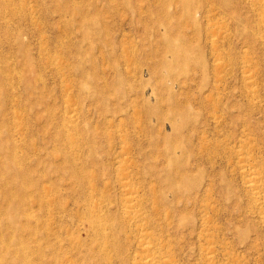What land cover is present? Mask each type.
<instances>
[{"label": "rangeland", "instance_id": "1", "mask_svg": "<svg viewBox=\"0 0 264 264\" xmlns=\"http://www.w3.org/2000/svg\"><path fill=\"white\" fill-rule=\"evenodd\" d=\"M186 1L0 0L14 264H264V0Z\"/></svg>", "mask_w": 264, "mask_h": 264}, {"label": "bare ground", "instance_id": "2", "mask_svg": "<svg viewBox=\"0 0 264 264\" xmlns=\"http://www.w3.org/2000/svg\"><path fill=\"white\" fill-rule=\"evenodd\" d=\"M181 1H183L184 3V5H187L188 7L190 6V4H188L187 3V1L186 0H181ZM182 3V2H181ZM184 9V8H183ZM185 10V9H184ZM170 13V12H169ZM174 13V12H173ZM183 15H184V13H183ZM182 15V16H183ZM188 16V15H187ZM190 18H192V17H190ZM165 33V32H164ZM92 34V33H91ZM167 37V36H166ZM171 42V41H170ZM173 42V41H172ZM171 42V43H172ZM176 42V41H175ZM178 43H179V41H178ZM183 43V42H182ZM176 44V43H175ZM180 44V43H179ZM167 45V44H166ZM170 47H172V46H170ZM169 47V48H170ZM173 47H174V45H173ZM182 48V47H181ZM185 48V47H184ZM170 50V49H169ZM191 50V49H190ZM172 51V50H171ZM174 52H173V57H171V58H173L172 60H188V59H190V56H189V53L187 52V50H183V49H176V50H173ZM169 52V51H168ZM28 55V54H27ZM169 56V55H168ZM192 57V56H191ZM169 58V57H168ZM170 58V59H171ZM182 63V62H181ZM81 64V63H80ZM174 64V63H173ZM83 65V64H82ZM166 65L168 66H171L172 65V62L170 61H167V63H166ZM183 65V64H182ZM185 66V65H184ZM79 67H81L80 65H79ZM181 67V66H180ZM183 67V66H182ZM181 67V68H182ZM33 68V67H32ZM184 68V67H183ZM33 74V73H32ZM32 77V76H31ZM31 83V82H30ZM33 83V82H32ZM174 111V110H173ZM155 112V111H154ZM177 113V112H176ZM174 116V115H173ZM172 116V117H173ZM176 116H178V115H176ZM183 119V118H182ZM174 121V120H173ZM181 134V133H180ZM1 141V140H0ZM1 143V142H0ZM0 145H2V144H0ZM173 146V145H172ZM1 147V146H0ZM12 147V146H11ZM3 148V147H2ZM1 148V149H2ZM8 151V150H7ZM174 151V150H173ZM172 151V152H173ZM4 153V152H3ZM9 153V152H8ZM170 154V153H169ZM171 155V154H170ZM172 155H173V153H172ZM175 157V156H174ZM10 159V158H9ZM8 159V160H9ZM6 161V160H5ZM10 162L12 161V160H9ZM14 161V160H13ZM12 161V162H13ZM11 162V163H12ZM17 162V161H16ZM22 162V161H21ZM176 162V161H175ZM6 164H8L7 162H5ZM4 163V164H5ZM18 163V162H17ZM20 163V162H19ZM5 164V165H6ZM173 164H175V163H173ZM5 165H1L0 164V166H1V168L9 175H11L12 177H14V174H16L17 176L19 175L18 173H21L22 172V170L21 169H19V168H16V170L14 171L13 169V166H15V165H13L12 166V169H7V167H5ZM20 165H22V164H20ZM18 166V165H17ZM246 166V165H245ZM10 168V167H9ZM22 168V167H21ZM244 168V167H243ZM242 168V169H243ZM170 169V168H169ZM241 169V170H242ZM249 169V168H248ZM251 172V171H250ZM253 172V171H252ZM14 173V174H13ZM246 173V172H245ZM252 174V173H251ZM251 174H249V175H251ZM253 174H255L254 172H253ZM9 175V176H10ZM171 175V174H170ZM247 175V174H246ZM16 176V177H17ZM23 177V176H22ZM168 177H169V174H168ZM251 177V176H250ZM252 181H253V179H252ZM255 181V180H254ZM18 182V181H17ZM16 182V183H17ZM248 182L249 183H251V181L250 180H248ZM252 185H253V183H251ZM175 185V184H174ZM176 185H178V184H176ZM173 186V185H172ZM6 187V186H5ZM177 187V186H176ZM179 187H181L180 185H179ZM251 187H253L254 189H256L254 186H251ZM259 187V186H258ZM257 187V188H258ZM9 188H12V187H9ZM9 188H7V190L6 189H4V190H2L3 192H2V196L4 197H6L7 199H9V197L10 196H12L13 194H14V192H13V190L12 189H9ZM177 189V188H176ZM250 189V188H249ZM259 189V188H258ZM264 189V188H263ZM180 192V191H179ZM254 192V191H253ZM264 193V192H263ZM19 194V193H18ZM259 194V193H258ZM20 196V194L18 195V197ZM26 197V196H25ZM20 198V197H19ZM257 200V199H256ZM259 200H261V199H259ZM262 201V200H261ZM263 202V201H262ZM11 203V202H10ZM9 203V204H10ZM262 204H264V203H262ZM9 207V206H8ZM13 207H14V205H13ZM16 208V207H15ZM13 210V209H12ZM25 210V209H24ZM14 211V210H13ZM27 211V210H26ZM25 213V212H24ZM135 215V214H134ZM8 216V215H7ZM14 216V215H13ZM263 216H264V214H263ZM16 217V216H15ZM4 220V219H3ZM8 220V219H7ZM11 221H12V219H10ZM15 220V219H14ZM9 221V220H8ZM3 222V221H2ZM10 222V221H9ZM14 222V221H13ZM264 222V221H263ZM15 224H17L16 222H14ZM10 225H13L14 226V224H12V223H10ZM11 227V226H10ZM3 228V225H1L0 226V229H2ZM18 229V228H17ZM1 241V244L3 243L5 246H6V242L4 241V240H0ZM16 243V242H15ZM149 242H147V244H148ZM10 245V244H9ZM13 245H14V243H13ZM11 246V245H10ZM6 247H8V246H6ZM10 248V247H9ZM11 248H13V247H11ZM10 248V249H11ZM17 249V248H16ZM149 249V248H148ZM6 250H7V248H6ZM6 252V251H5ZM13 252H14V250H13ZM13 252H10V250H7V252L6 253H4L3 254V252L2 251H0V264H14L13 263V260H12V258L14 257V253L16 252V250H15V252L13 253ZM24 254V253H23ZM152 254V253H151ZM25 255V254H24ZM16 258H18L17 256H15ZM147 257V256H146ZM149 257H150V255H149ZM146 259V258H145ZM159 259V258H158ZM16 262V261H15ZM139 262V261H138ZM158 262V261H157ZM138 264V263H137ZM145 264V263H144ZM149 264H151V263H149Z\"/></svg>", "mask_w": 264, "mask_h": 264}]
</instances>
